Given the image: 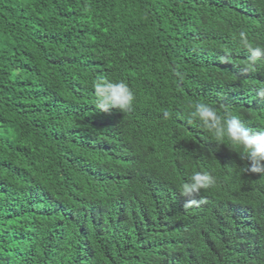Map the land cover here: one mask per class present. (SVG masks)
<instances>
[{"label":"trees","instance_id":"trees-1","mask_svg":"<svg viewBox=\"0 0 264 264\" xmlns=\"http://www.w3.org/2000/svg\"><path fill=\"white\" fill-rule=\"evenodd\" d=\"M240 31L264 46V0H0V264H264V174L188 122L264 127ZM99 77L131 112H98ZM194 171L216 184L185 210Z\"/></svg>","mask_w":264,"mask_h":264},{"label":"clouds","instance_id":"clouds-1","mask_svg":"<svg viewBox=\"0 0 264 264\" xmlns=\"http://www.w3.org/2000/svg\"><path fill=\"white\" fill-rule=\"evenodd\" d=\"M238 44L247 52L245 70L252 71L259 64L264 63V46H252L247 33L240 31ZM93 87L95 108L98 112L111 113L113 109L121 113L133 110L136 96L133 89L123 80H112L106 77L96 79ZM258 97L264 100V89L258 90ZM188 114V122L198 123L217 144L228 143L231 148L238 150L240 159L246 163L242 170L247 175L264 174V127L250 128L236 115L225 111L220 115L210 103L195 102ZM172 113L165 110L163 117L169 119ZM216 179L207 171H194L187 181L180 186L181 195L185 198L184 208L190 209L201 203L197 197L201 192L214 188Z\"/></svg>","mask_w":264,"mask_h":264}]
</instances>
